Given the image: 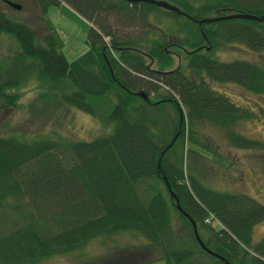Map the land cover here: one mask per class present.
Wrapping results in <instances>:
<instances>
[{
    "label": "trees",
    "instance_id": "obj_1",
    "mask_svg": "<svg viewBox=\"0 0 264 264\" xmlns=\"http://www.w3.org/2000/svg\"><path fill=\"white\" fill-rule=\"evenodd\" d=\"M26 1L42 14L47 30L38 32L29 17L30 23L10 17L0 5V38L10 34L15 40L20 63L13 74L5 59L14 49L9 44L0 52L1 105L15 104L17 97L6 87L43 78L51 85L65 83V102L113 125L89 139L0 135V264H34L123 230L141 234L165 264H226L198 244L164 177L208 247L232 264H264V234L252 239L264 203L246 191L211 186V166L202 165L200 149H210L201 136L205 123L222 128L230 146L264 144L235 128L241 120L264 116V108L238 103L212 85L233 81L264 96V64L214 53L231 41L264 49V20L194 18L264 13V0H171L192 22L180 27L181 36L164 32L168 38L149 37L147 28L137 36L111 31L112 17L150 24L147 14L156 4L149 0H63L92 23L86 48L71 59L44 17L47 6L59 0ZM209 213L220 223L204 221Z\"/></svg>",
    "mask_w": 264,
    "mask_h": 264
},
{
    "label": "rangeland",
    "instance_id": "obj_2",
    "mask_svg": "<svg viewBox=\"0 0 264 264\" xmlns=\"http://www.w3.org/2000/svg\"><path fill=\"white\" fill-rule=\"evenodd\" d=\"M21 1L25 8L10 4L9 7L2 2L0 5L9 11L7 13L10 17L28 22L30 20L38 32H45L47 26L42 14L39 17L38 11L30 6L29 1ZM147 15L150 24H145L136 17L129 20L112 17L111 31L120 35L137 36L147 28L149 37L162 34L168 38L169 35L164 32L181 36L184 31L180 27L185 25L184 23L192 22L185 14L171 13L159 5L152 7ZM44 17L58 34L60 48L68 59L86 48L85 37L92 23L85 15L65 1L59 0L47 6ZM104 38L108 39V35H104ZM15 43L10 34H3L0 38V52L2 49L4 52L9 44L12 48L10 51L14 49L5 59L13 74H17L20 68L19 61L14 57ZM214 53L217 58L223 60L241 57L264 64V49L255 50L242 42H224L215 48ZM24 81L4 89L6 92L17 93L15 104L1 105L4 99L0 95V135L14 134L24 139L39 135L89 139L98 132L112 129V121L100 119L97 115L65 102L61 97L62 91L67 89L65 83L51 85L50 81L43 78ZM212 85L238 103L255 110L258 105L264 108L263 95L246 90L233 81L213 82ZM235 128L248 136L260 138L264 143V116L241 120ZM201 136L208 143L209 150H213L200 148L205 154L202 165L204 163L205 166H211L210 173L206 175L210 181L208 183L216 188L246 191L264 203V144L255 149L230 146L223 129L209 123L203 125ZM263 234L264 216L253 225V241ZM145 244L146 239L135 230H123L96 235L79 248L52 254L34 264H165L163 259L155 257L157 252ZM204 256L208 257L206 254Z\"/></svg>",
    "mask_w": 264,
    "mask_h": 264
},
{
    "label": "water",
    "instance_id": "obj_3",
    "mask_svg": "<svg viewBox=\"0 0 264 264\" xmlns=\"http://www.w3.org/2000/svg\"><path fill=\"white\" fill-rule=\"evenodd\" d=\"M151 2H154L156 5L162 6L163 8L167 9V10H171V11H175L177 13H184V10L179 7L177 4L173 3L170 0H149ZM7 3H9L10 5L14 6V7H20V3L14 1V0H6ZM228 16H244V17H249V18H254L257 20H264V13H254V12H250V11H232V12H227L224 14H207V15H203L200 17H194L198 22H202V21H211L220 17H228ZM210 45L207 44L206 47L208 48ZM137 93L142 94L143 97H147L148 98V93L146 91H144L143 89H137L135 90ZM178 131L175 132V134L172 136L171 140L168 142L167 145H169L174 137L176 136ZM167 187L169 189L170 194L173 196V200L174 203L177 207V209L179 211H181L182 213H184L190 220L191 222V227H192V231L194 234V237L196 239V241L198 242V244L207 252L219 257L220 259L224 260V262L226 264H232L225 256H223L222 254L218 253L217 251L211 249L210 247H208L204 241L202 240V238L200 237L198 230H197V226H196V221L193 219L192 216H190L179 204L178 199L175 197L173 190L170 188L169 183L167 182L166 178L164 177Z\"/></svg>",
    "mask_w": 264,
    "mask_h": 264
},
{
    "label": "built area",
    "instance_id": "obj_4",
    "mask_svg": "<svg viewBox=\"0 0 264 264\" xmlns=\"http://www.w3.org/2000/svg\"><path fill=\"white\" fill-rule=\"evenodd\" d=\"M211 218H212V214H208L207 216H205V221H210L211 220Z\"/></svg>",
    "mask_w": 264,
    "mask_h": 264
},
{
    "label": "flooded vegetation",
    "instance_id": "obj_5",
    "mask_svg": "<svg viewBox=\"0 0 264 264\" xmlns=\"http://www.w3.org/2000/svg\"><path fill=\"white\" fill-rule=\"evenodd\" d=\"M172 42H173V41H172ZM174 44H176V41L174 42ZM166 49H170V50H172V47L167 46Z\"/></svg>",
    "mask_w": 264,
    "mask_h": 264
}]
</instances>
